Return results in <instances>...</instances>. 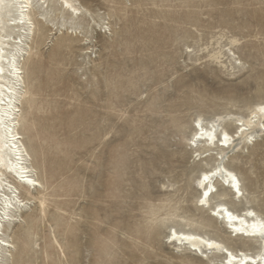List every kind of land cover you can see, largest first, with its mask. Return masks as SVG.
<instances>
[{"label":"rangeland","instance_id":"1","mask_svg":"<svg viewBox=\"0 0 264 264\" xmlns=\"http://www.w3.org/2000/svg\"><path fill=\"white\" fill-rule=\"evenodd\" d=\"M79 1L85 20L60 14L58 2L53 23L34 20L22 63L20 133L44 206L30 202L5 229L7 264H223L169 244L173 227L259 252L197 207L195 181L215 162L201 163L191 139L199 117L247 118L264 103V0ZM256 131L253 144L236 138L225 153L244 199L230 204L217 184L212 208L223 199L264 217Z\"/></svg>","mask_w":264,"mask_h":264},{"label":"bare ground","instance_id":"2","mask_svg":"<svg viewBox=\"0 0 264 264\" xmlns=\"http://www.w3.org/2000/svg\"><path fill=\"white\" fill-rule=\"evenodd\" d=\"M54 2L59 3L60 14L67 15L74 23L86 19V12L79 0H0V264L10 261L9 253L14 249V244L6 238L5 229L16 226L30 202L38 200L39 206H44V202L38 198L42 184L20 133L21 106L26 94L22 63L28 54V44L35 36L34 20L47 22L50 19L53 23ZM260 108H264V103L256 104L247 118L228 115L207 123L199 117L194 123L195 132L191 139L192 143L195 141L191 145L196 149L201 163L209 159L215 162L212 169L202 170L195 181L194 187L200 192L197 207L204 210L209 206L210 211L214 209L209 217L217 227L224 225L231 240L244 246L250 242L260 243L259 252L251 253L250 249L237 247L231 250L218 237L174 227L167 238L169 244L188 249L202 258L206 256L210 262L215 261L210 259L212 256L222 257L225 260L223 264H264V237L260 235L259 227L264 223V217L252 209L236 212L223 199L215 208L211 207L219 194L217 184L232 195L230 204L241 203L244 199L242 181L236 172L226 166L225 153L235 145L236 138L253 144L256 130L264 132V112H260ZM227 122L237 127L234 135L223 127ZM215 152L218 153L213 157ZM232 177L238 182L239 192L233 186ZM206 192L207 196L204 195ZM220 196L222 198L224 195ZM253 225H256L255 229Z\"/></svg>","mask_w":264,"mask_h":264},{"label":"snow or ice","instance_id":"3","mask_svg":"<svg viewBox=\"0 0 264 264\" xmlns=\"http://www.w3.org/2000/svg\"><path fill=\"white\" fill-rule=\"evenodd\" d=\"M260 112H264V108H260L259 109ZM197 127H199V123H197ZM243 130V129H242ZM225 141L228 140V137L227 135H225ZM195 141H193L194 143ZM207 179V176H205V180ZM232 180H233V186L237 188V192H239V188H238V182L236 181L235 177H232ZM29 183H32V181H28ZM205 196H207V192L204 194ZM204 201L202 200L201 203H203ZM250 215H252V213H249ZM260 235L262 237H264V223L260 224ZM253 228L255 229L256 228V225H253ZM211 247V245H209Z\"/></svg>","mask_w":264,"mask_h":264}]
</instances>
